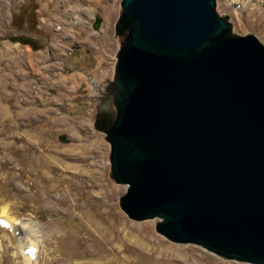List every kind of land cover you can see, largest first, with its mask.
<instances>
[{
  "label": "water",
  "instance_id": "95a60500",
  "mask_svg": "<svg viewBox=\"0 0 264 264\" xmlns=\"http://www.w3.org/2000/svg\"><path fill=\"white\" fill-rule=\"evenodd\" d=\"M120 4L115 114L102 105L98 127L120 209L172 243L264 264V45L233 35L215 0Z\"/></svg>",
  "mask_w": 264,
  "mask_h": 264
},
{
  "label": "rangeland",
  "instance_id": "374dc122",
  "mask_svg": "<svg viewBox=\"0 0 264 264\" xmlns=\"http://www.w3.org/2000/svg\"><path fill=\"white\" fill-rule=\"evenodd\" d=\"M120 3L0 0V264H28L31 243L30 264H245L172 243L157 219L120 209L127 187L114 181L98 129L102 105L115 114L107 86L126 34L115 30ZM215 12L233 35L264 45V0H215ZM21 31L41 48L11 42ZM5 213L28 231L5 225Z\"/></svg>",
  "mask_w": 264,
  "mask_h": 264
},
{
  "label": "bare ground",
  "instance_id": "6f19581e",
  "mask_svg": "<svg viewBox=\"0 0 264 264\" xmlns=\"http://www.w3.org/2000/svg\"><path fill=\"white\" fill-rule=\"evenodd\" d=\"M91 84L93 86L94 92H96L99 89L98 83L96 81H91ZM5 214H2V218H1V220L3 221V223L5 225L9 226L12 230L17 231L19 233H20V231H22V232L28 231V227H29L27 225L28 223L26 224L22 220L18 221L16 219L9 217L7 214L6 215ZM29 243H31V242H29ZM38 245H39L38 243L37 244L31 243V245H29V246L27 245V247H29V248L26 251H24L25 252L24 255H25V260L28 264H30L32 262V260L35 258L37 248L39 247ZM160 255H161V253H160Z\"/></svg>",
  "mask_w": 264,
  "mask_h": 264
},
{
  "label": "trees",
  "instance_id": "16d2710c",
  "mask_svg": "<svg viewBox=\"0 0 264 264\" xmlns=\"http://www.w3.org/2000/svg\"><path fill=\"white\" fill-rule=\"evenodd\" d=\"M14 22H15V19L12 20V25L13 26L15 25ZM21 34H23V35H21ZM25 34L26 33H22V31H21L19 37H13V36L12 37H9L10 38V41L11 42H18V43H20L22 45H27L30 48H32L33 50H38V49L41 48L39 46H36L30 39L24 37Z\"/></svg>",
  "mask_w": 264,
  "mask_h": 264
}]
</instances>
